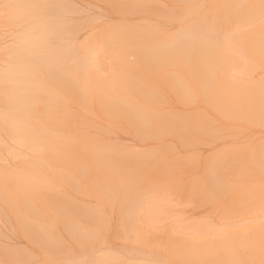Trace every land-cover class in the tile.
<instances>
[{
	"label": "rangeland",
	"instance_id": "obj_1",
	"mask_svg": "<svg viewBox=\"0 0 264 264\" xmlns=\"http://www.w3.org/2000/svg\"><path fill=\"white\" fill-rule=\"evenodd\" d=\"M144 2L147 5H144ZM219 2L0 0V60L6 63V58L10 59L16 55L12 50L18 51L21 57L29 58L30 62L24 64L33 70L34 80L47 79L49 82L46 87L52 88V91L44 94L45 89L39 82L33 93L29 89L30 84L29 87L25 86L26 88L22 86L24 95L21 93V106L24 107L23 110H31L34 113L22 112L16 127L6 126L1 132L0 168L21 166L13 152L9 153L7 150L24 153V148L20 146L22 143H39L45 140H32L25 135L34 131V124L35 127L38 125L35 131L45 134L49 130L57 140L64 139L63 142L71 135L77 138L73 142L82 137L84 142L91 141L95 145L97 143V146L102 144L117 150H128L132 156L144 153L146 156L148 151H152L150 155H155V158L163 163L172 162V165H169L175 167L173 176L160 174L154 168L148 170L149 173L146 174L149 183L141 179L143 185H138L133 194L126 192L128 202H125V193L121 191L114 195L104 190L93 193L91 184L87 180H81L76 172H73V181H58L70 200L69 205L62 206L63 214H58L59 207L44 208L38 212V217L34 214L27 216L39 218L42 223L39 225L43 229L40 237L44 239L38 240L39 242L26 236L23 225L17 222L19 218L12 215L0 200V264H225L224 255L217 254L214 250L211 253L212 250L204 247L201 241L207 242L206 238L211 237L210 235L217 237L218 232L238 227L242 229L244 226L248 227L249 223L252 226L258 219L262 220L263 212L254 209L255 203L252 199L251 204L237 206L230 203L229 193L212 199L211 196L216 195L217 190L214 180L206 170L216 159H224L234 146H243L247 152L251 151L257 142L262 140L260 136L264 135V127L249 128L242 120L232 116L225 117L224 126L220 128L217 121L204 123L198 128H193V125L190 128H180L178 125L179 120H187L189 112L195 108L204 111H207V108L200 102L182 103L177 98L180 92L186 93L179 87H184L188 82L186 78H190L192 70L178 66L177 57L174 55L175 43L177 40L191 38L187 36V30L191 26L192 17L200 15L210 5ZM248 21L251 23L247 22L249 25L238 34L236 41L242 47L243 55L248 58L245 60L246 64L253 62L255 70L249 75L255 79V76L264 71V56L254 57L247 52L254 26L252 19ZM41 36L44 39H41ZM28 39L30 41L26 44ZM134 39L138 40L133 41ZM140 40L142 43L137 44ZM37 42L39 44H36ZM6 54L7 56H4ZM45 55L49 62L46 61ZM92 57L96 62L95 67L91 64ZM237 59L236 56L230 58L221 67L222 70L220 68L216 71L219 79L229 71L236 76L240 75L241 66L239 67ZM54 61L56 66L51 68ZM85 64L86 78L84 73L81 74ZM8 69L10 68L4 67L5 71ZM224 77L226 78V75ZM179 80L183 81L181 85ZM22 87L19 89L22 90ZM55 92L69 97L64 104V113L54 111L62 110V103L49 102L48 94L55 95ZM30 94H34L33 97ZM82 98H86L88 104H82ZM109 109L121 110L130 118L125 119L122 115L111 118L107 112ZM38 110L47 113L51 118L49 121L54 124L49 122L47 129H43L41 123L45 122L44 119L35 117ZM25 139L26 141H23ZM19 142L22 143L19 145ZM156 153L160 156H156ZM243 154L244 157L249 155L244 152ZM98 165V162H92L89 166L96 170ZM71 172L72 170L69 174ZM250 177L253 176L245 178L246 182H250ZM262 181L264 182V177ZM75 182L80 183L81 191L73 188ZM132 196L135 197L133 200L130 198ZM55 200L61 203L58 199ZM148 204H154L151 208L155 206L154 210H149L151 214L142 207L145 205L147 208ZM157 205L162 206L161 212H158L159 208L156 211ZM192 222L198 223L197 228L194 224L190 227L189 223ZM183 224L190 229L185 230ZM29 228L34 231L35 226L29 225ZM170 229L174 230V233L176 230L179 232L180 237L175 236L177 240L182 239V235H187L188 231L189 235L187 238L185 236L186 239L183 238L184 242L176 241L175 234H171ZM181 231L183 234L180 235ZM167 233L173 237L167 236ZM191 235L196 236L190 239ZM203 235L206 241L198 238L204 237ZM197 238L201 243L199 240L192 241ZM196 242L199 243L196 244L197 247ZM175 245L178 247V253L174 252ZM203 258H208V261Z\"/></svg>",
	"mask_w": 264,
	"mask_h": 264
},
{
	"label": "bare ground",
	"instance_id": "obj_2",
	"mask_svg": "<svg viewBox=\"0 0 264 264\" xmlns=\"http://www.w3.org/2000/svg\"><path fill=\"white\" fill-rule=\"evenodd\" d=\"M219 1L220 2L218 4L216 3L210 5L207 9H205V11H203L204 14L203 13H201L200 15L196 14L194 17L191 18L192 23L190 27L188 26L189 29L187 30L188 33L187 36L191 38L187 40H180V41L177 40L175 43L176 51L174 52V55L177 57L176 59L178 66H180L181 69L187 67L188 70H192L190 72V78L189 79L186 78L188 82L184 84V87L182 86L179 87L180 89L184 90V92L186 91V93L181 94L180 92L179 97L177 98L182 103L200 102L204 104L205 107L207 108V111L195 108L194 111L189 112V118L187 120H179L178 125L180 128L183 127L190 128L192 127V125L193 128L194 127L198 128L199 125H203L204 123H208L210 121L212 122L217 121L218 122L217 126L218 128H220V126L222 125L224 126V118L227 116H232L238 120H242L244 123L249 125L248 126L249 128H252L251 126L264 127V71L259 73V75L255 76V79H252L250 77L249 74L255 67L253 65V62L251 61H249V64H246L245 60L248 58H246L243 55L242 47L238 45L236 41L238 34H241L242 30L251 23L248 20L252 19L254 26L252 28L253 29L252 33L250 34L251 37L247 52L249 51V54L253 55L254 57L264 56V0H219ZM144 5L147 4H145L144 2ZM193 7L194 4L193 6L190 7V9L192 10ZM34 18L36 20V16ZM247 22H249V24H247ZM184 34H186V32ZM138 35L140 36V34ZM42 38L43 37L41 36V39ZM135 40L136 39H134L133 41ZM29 41L30 40L28 39L26 44ZM31 41H33V39ZM46 42L48 41L46 40ZM139 43H142L141 40L137 44ZM36 44H39V42H37ZM236 49H238L239 51V52L237 51L238 53L235 51ZM14 52L16 53L17 56L13 54L14 56L12 58L10 59L6 58L7 59L6 63H3V61L0 60V134L6 126L12 125L13 127H16L19 123L18 121H20V115L22 114V112L23 114H25L27 111L31 112L32 114L34 113L31 110H27V111L23 110L24 107L21 106V100L23 99V98L21 99V95L23 94L22 93L23 89L26 88L25 86H28L30 84V87L29 86L28 87L30 91H32L31 93H33L34 90H36L37 82H39L41 86L43 85L42 88L45 89V92L43 91L44 94H47L49 91H52V88L46 87L49 82L47 79L46 81L34 80L35 74L33 75V70L28 68V65L25 66L24 64L30 62L29 58L26 59V57H21L18 51L16 52V50H12V53ZM12 53L10 54V56L12 55ZM7 54L4 56H7ZM2 55L3 54H1V56ZM235 56L238 58L237 60L239 67L241 66L240 75L236 76L234 74L229 73L230 71L228 73L226 71L227 74L221 75L223 77L219 79L218 78L219 76L216 74V71L220 70V68L224 65V63L228 62V60L232 57L235 58ZM45 58L47 59L46 55ZM91 60L93 62V63L91 62V64H93V66L95 67L96 62L94 61V57H92ZM46 61L49 62L48 59ZM55 61L52 62V64L56 63ZM58 61H60V59ZM55 66L56 64H53L51 68ZM189 66L193 68L191 69V67ZM4 67H9L10 69L5 71ZM70 67L73 68L72 66ZM82 69L83 72H81V74L84 73L85 74L84 76L86 78L87 77L85 72V70H87L86 64ZM225 75L226 78L224 77ZM26 82L29 83L27 84ZM182 82H183L182 80L181 81L179 80L180 85L182 84ZM102 83H105V81L104 82L102 81ZM22 86H24V88ZM19 87L20 88L22 87V90H20ZM50 93L48 94L49 95L48 99L50 100L49 102L57 101L62 103L61 105L62 110L54 109V111L55 112L60 111L59 113H64L65 112L64 104H66L69 97H66L65 95H61L62 91L61 93L59 92V94L55 92V95H50ZM33 95L34 94H30L31 97H33ZM40 95L41 94L39 93V96ZM104 98L105 97H103V99ZM33 100L35 99L33 98ZM81 101L82 104H86V103L88 104L86 98H82ZM36 105L39 106V104ZM41 110H38V113H36L35 117H39L40 120L44 119L45 122L44 123L42 122L41 125L43 126V129H47L48 124H50L49 122H51L49 121L51 118L47 113H42ZM29 112H27L26 114H28ZM107 112H109L108 116H110L111 118L120 117L121 115L125 119L130 118L129 115H127L125 112H122L121 110L109 109L107 110ZM58 116H56V118ZM213 117L216 118L213 120L212 119ZM30 118H32V115H30ZM51 124L54 123L51 122ZM34 125H33L34 131H32L31 134L29 133L25 135H28L29 137L28 136L27 137L32 140L35 139L38 140L41 138H44L45 140L39 143L36 141L33 142L27 141L24 143L19 142V145L20 143H22L20 146L24 148L25 150L24 153H18L12 150H7L9 153L10 151L13 152V156L19 159L18 163L21 164V166L16 168H9V167L0 168V200L4 205L7 206V208L9 209L12 215H14L16 218L17 217L19 218V220L17 219V222L23 225V231L26 234V236L28 238L31 237V239L36 242H39L44 239L43 237H40L41 232H43V229L39 225H42V223L39 221V218L35 219V218L27 217L28 214H34L35 216H37L38 212H40L44 208H59V207L60 209L58 210V214H63V212H61L63 209L62 206L69 205L70 200L66 197L64 191L60 188L61 185L58 181L60 180L63 183L71 181L73 178V172H76L77 176L80 177L81 180L82 179L87 180V182L91 184V190L93 191V193L97 194V192L95 191L104 190L108 193H111V195H114L115 193L121 191L125 193L123 194V196L125 197L124 198L125 202H128L126 192H131L133 194L135 192L133 190L138 185H143L141 179L149 183L146 174V172L149 173L148 170L154 168L155 171L160 174L173 176L172 174L174 173L175 167H173L174 168L173 169L172 166L169 165L172 162L169 164L163 163L161 160L157 159V157L155 158V155H150L152 154V151H148V153H146V156L145 153L144 155L132 156L130 154L131 152L129 153L128 150H117L115 148H112L111 146H106L102 144H98L99 146H97V143L95 145L93 144L94 142L91 141L84 142V139H82V137H79L80 140L78 139L77 142H73L74 140H77V138L76 137L74 138L71 135L70 137L67 138L65 142H63L64 139L63 141L61 139L57 140L58 138L56 139V137H54L52 134L53 132H50L49 130L45 134L44 132L35 131V128L37 129L38 125L36 127ZM49 126L51 127V125ZM58 130L61 131V129ZM260 137H262L261 138L262 140L258 141L257 144L255 145V148H253L251 151L247 152L243 146H234L231 152H227L226 157L224 159L223 158L222 160L216 159V161L211 163L210 166L207 165L208 167L206 171L209 174V177H211L214 180L215 188L217 190V194L211 196L212 199L217 198V196L220 194L229 193L231 197L230 200L231 204H234L236 206L237 204H244V205L251 204L252 203L251 199H252L253 202L255 203L254 209L256 211L262 210L260 212H263V217H261L262 220L259 221L258 219L257 220L258 222L256 223L255 221V224L252 221L251 222L253 223L252 226L249 223L248 227L246 226H244V228L241 227L244 231L242 229H239V227L233 229L231 228L230 230L223 231L221 233L218 232L219 235L216 234L217 237L215 238L212 235H210L211 237L206 238L207 242H204L203 240L201 241L204 243L203 244L204 247H207L212 250L211 253L214 250L217 251V254L220 253L221 255H224V257L226 258L225 264H264V182L262 181V178L264 177V135H261ZM23 141H26V139ZM3 146H5L4 143ZM11 149L15 150L14 148ZM4 151L6 152V150ZM243 152L249 153V155L247 157H244L245 155L243 154ZM156 156L159 157L160 155L156 153ZM92 162H98L99 165L96 170L90 168L89 165ZM114 163L116 164L114 165ZM58 164H60V166H57ZM71 170L72 172L71 174H69ZM249 175H252L253 177H250L249 179L250 182H246L245 178ZM81 180L79 182H81ZM73 188L75 190L81 191L80 183L79 184L76 183L73 186ZM169 192H171V190ZM133 196L130 197L132 198V200L135 198V197L133 198ZM106 198L108 200H111L108 196H106ZM55 199H58L59 201H61V203L59 204L58 201ZM137 200L139 201V198H137ZM150 203L153 202L150 201ZM152 205L154 204H151V206ZM146 206L149 207L150 205L148 204ZM151 206L149 207V209L148 207L146 208L145 205L142 207H144L145 211L150 212L149 211L150 209L154 210L155 208V206L152 208ZM160 207L162 206L157 205L156 211L158 210V208L160 210ZM144 210L143 213L145 212ZM161 211L162 210L158 212ZM163 212H165V210ZM148 219L150 220L149 216ZM151 219H155V217L153 218L151 217ZM28 223H33V224H28ZM179 224L176 225L178 226ZM184 224L185 225L191 224L190 225L191 227L192 224L194 223L192 222L189 224L186 223ZM196 224H194L195 227ZM29 225L35 226V228H33L34 231H32L29 228ZM201 225L203 224L201 223ZM174 226L175 225H173V227ZM199 227L197 230H199ZM184 228L185 230H187V228L189 227L184 226ZM142 229L143 228H141V230ZM172 229H170V233L173 235L175 234L174 237L177 236L179 232L175 229L177 231L176 234V231L175 233L173 232L174 230L171 231ZM171 234L169 235L167 233L166 235L173 237V235ZM181 234H183L182 231L180 235ZM188 235H189V231L187 235H182V237L186 239ZM193 236L196 235L189 236L190 239ZM183 238L182 239L178 238L177 240V238L175 237L176 241H180V242H184ZM198 238L204 239L206 241L205 236ZM198 238L192 241H196V240L198 241L199 240ZM175 244L177 243L175 242ZM190 244L189 246H191ZM196 244L199 245V243L197 242L195 243V245ZM174 252L178 253L177 245H175ZM213 256H215V254ZM216 257H214V259ZM203 259H205L204 261L206 260L208 261V258H203Z\"/></svg>",
	"mask_w": 264,
	"mask_h": 264
}]
</instances>
